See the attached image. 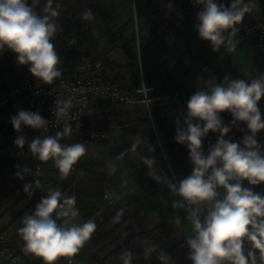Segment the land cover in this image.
<instances>
[{"label": "clouds", "instance_id": "1", "mask_svg": "<svg viewBox=\"0 0 264 264\" xmlns=\"http://www.w3.org/2000/svg\"><path fill=\"white\" fill-rule=\"evenodd\" d=\"M38 2L32 0L29 5L27 0H0V50L11 51L18 65L29 66V73L36 80L49 85L61 76L60 58L52 43L61 30L53 19L59 13L52 6L53 0H47L46 14H38L34 10ZM195 4L202 6L196 17L200 39L207 41L214 52L221 47L234 51L238 44L236 26L252 11L254 4L245 0H231L228 6L215 0H195ZM81 16L84 21L94 18L90 10ZM262 97L264 76L250 81L225 77L220 84L214 79L208 80L188 100L184 127H180L177 120L175 141L187 145L193 170L178 185L158 175L154 179H163L170 192L179 197L172 207L186 212V220L195 233L186 241L191 264H264V195L244 186L245 181L250 186L264 184V150L255 139L256 133L264 130V119L258 107ZM67 109L66 102H57L58 117L66 118ZM223 112L233 117V124H246L249 135H245L242 142L224 138L230 126L223 124L220 117ZM193 121H200L203 126ZM10 123L14 131L20 132L22 127L46 131L49 122L38 112L21 110L10 118ZM71 131V126L65 123L63 130L54 136H38L28 145L38 161L52 160L62 179L87 151L82 143L67 146L60 143ZM210 131L219 133V138L205 156L202 143ZM25 143L22 135L14 141L18 149ZM145 164L152 166L154 160L146 159ZM30 172L23 169L24 174ZM24 174L18 173V178L24 179ZM32 188L31 183L24 185V191L30 196ZM75 204V196L50 189L32 214L21 221L23 226L18 232L25 253L39 258L43 264H54L60 257H74L96 229L92 220L79 225L73 223L79 215ZM154 250L155 246L148 247L145 255ZM120 258L123 264H131L133 257L125 250ZM159 259L163 264H171L166 253Z\"/></svg>", "mask_w": 264, "mask_h": 264}, {"label": "crops", "instance_id": "2", "mask_svg": "<svg viewBox=\"0 0 264 264\" xmlns=\"http://www.w3.org/2000/svg\"><path fill=\"white\" fill-rule=\"evenodd\" d=\"M74 1L64 0L65 3L73 5V7L76 4H72ZM77 1H79L81 7L84 2L87 8L92 5L91 13L95 19L97 17L95 12H97L99 4L106 3L105 7L108 9V7H113L116 2H119V0ZM248 2L254 4V8L264 17V0H248ZM140 3L144 5L143 9L147 14L143 18L140 16ZM102 6L104 7V5ZM102 11L100 14L98 13L99 16H102ZM186 12V0H137L136 13L131 11V13H127L125 17L121 18L115 24L114 34L119 36L123 29H131L132 33L128 37V41L131 43L135 41L138 32L141 40L145 41L142 50L146 54L147 61L145 63L149 68L148 70L145 69L146 74L144 75L138 59V76L134 72L117 83L130 88H138L141 85L152 86L157 93H168L171 92L172 88L164 87L160 82V79H166L172 85L186 91L191 97L193 88L189 83L191 80L189 73L195 70V66L200 64L206 67V71L213 73L216 84L222 83L225 77L231 80L245 79L250 81L259 76L263 71L264 61L252 40L235 37L238 44L234 51L228 52L221 47L219 51L214 52L209 43L201 40L198 35L196 28L197 14L186 15ZM95 19H92V21ZM73 21H76V19ZM79 34L77 35L80 38L86 37L85 33ZM124 46L122 44L120 48L125 50ZM124 52L127 53V51ZM133 62L136 66V60H133ZM146 76L155 79V84L147 85ZM156 102L157 106L154 107L153 105ZM156 102L153 103L150 111L138 104L129 105H136L146 112L153 134L149 113L154 123L155 111L160 120L173 123V125H177V120H179V126L184 127V118L173 120L164 112L163 107L167 104V101L160 100ZM125 106L128 105H119L118 110L113 113L114 124L120 125L117 122V117ZM134 113L132 117H135ZM193 122L201 123V126H203L200 121ZM122 126L106 130L108 132L106 137H96L92 141L83 142L82 144H85L87 149L85 155L73 166L71 173L63 179L52 160L42 162L43 168L40 173L27 179H19L17 174H23L20 164L14 161L15 159L3 157L1 154L4 151L0 152L2 163H6L5 168L0 170V239L18 250L20 259L16 264H43L39 258L25 253L23 250L24 242L18 229L23 226L21 223L23 217L32 214L35 206L43 196L47 195L50 189H58L66 196L76 197L75 207L79 215L73 220L74 224L79 225L88 220H92L96 224V229L90 239L85 242L74 257H60L54 264H95L125 240L136 233L151 229L158 222L157 217L160 215L163 206L162 195L159 192L152 193L147 186L140 184L142 165L138 154L136 152L121 153V148L136 139L128 138L130 135L136 137L133 133L123 134L117 131ZM154 126L159 137L161 134L157 125ZM11 133L16 138L18 137L13 128L0 130V140L3 135L7 136ZM53 134L55 135V133ZM21 135L25 137L26 143L20 153L23 152L25 161H29L32 153L28 145L36 134L29 136L22 133L19 136ZM71 135L62 139L69 144H73L74 139L72 140ZM175 135L176 132L165 138L171 140L166 141L171 143V152L176 154L180 151H186L189 157L187 145L178 144L175 141ZM258 136L259 134H256L255 139ZM6 140L9 141L8 136ZM162 149L173 172L175 167L165 146L162 145ZM174 160L178 167L177 158H174ZM36 162L38 161H34L28 169L32 171ZM186 166H189L188 172L190 174L193 167L190 159H188ZM179 170L180 165L176 171ZM36 181H39L38 186ZM28 183L33 184V194L31 196L24 191V185ZM11 185L15 186L13 191L10 189ZM10 190L13 193H9ZM105 192L111 198L106 197ZM258 193L264 195L263 192ZM98 232L107 235L102 242H98L97 238L99 236L95 240L93 238L94 234ZM191 234H194L193 230L188 236ZM69 259L72 260L71 263H69Z\"/></svg>", "mask_w": 264, "mask_h": 264}, {"label": "rangeland", "instance_id": "3", "mask_svg": "<svg viewBox=\"0 0 264 264\" xmlns=\"http://www.w3.org/2000/svg\"><path fill=\"white\" fill-rule=\"evenodd\" d=\"M27 3L29 5L32 4V0H27ZM73 3H76L78 7L73 8V5L71 6L68 3H65L64 0H53V8H56L59 15L58 17L53 18L60 19L59 21H56V23L59 25V28L61 30H58L56 35L54 36L52 43L55 45V50L60 58L59 62V69L61 72L67 71V70H75L77 68V65L81 59L82 56L87 57L88 59H91L92 61L96 62L101 66L103 74H105L108 77H111L116 82H121L123 78H125L128 74H133L134 72L138 76L139 73V66H138V59L140 61L143 74H146V70H148L149 67H147V61L146 54L143 53V48L145 46V41L141 40L139 37V34L137 32L136 39L133 42L128 41V37H130L132 30L131 29H123L122 32L119 34V36H115L114 32L116 30L115 24L123 17L127 15V13H136L137 9V0H119V2H116L113 7H105L106 3L99 4V7L97 9V12H95L97 15L96 19L94 21H84L82 19L81 14L86 11L90 10L92 11V5L87 8L85 6V2L83 3V6H80L79 1L75 0ZM47 2H41L39 0L38 4L34 5V10L41 15L46 14L44 12V8L46 7ZM58 5V8H57ZM104 5V7L102 6ZM143 4L140 3V16L146 17L147 14L145 12V9H143ZM94 9V8H93ZM101 10H103L102 16H99ZM69 19H76L77 25L80 27V30L83 31L86 34V37L80 38L77 35V32L75 30H71L68 34V37L66 39V46L67 51L62 52L57 48V42L55 40L56 36L64 30L66 27H68V21ZM71 20V21H73ZM75 21V22H76ZM124 44V49H121L120 46ZM124 51H127L125 53ZM73 52L82 53L80 57H76ZM87 53V54H85ZM132 53V55H130ZM200 59V58H199ZM133 60H136L137 64L134 66ZM29 66H20L17 64L16 56L9 50L4 49L0 50V88L12 86L13 83L17 82H25L29 80L35 79L30 73H29ZM206 67L203 66V64L195 66V70H193L191 73H189V76L191 77V80L189 83L192 85L193 90L192 93L194 94L197 90H200L203 87V83L208 80H212L213 73L206 71ZM155 79H151L146 76V84L147 85H154ZM215 81V79H214ZM138 87V86H137ZM154 107L157 106V102L154 103ZM122 112L117 117V122L120 125H123L122 128H119L117 131H120L121 133H129L131 134L134 129H138L139 131H144V137L146 145L152 149L156 148L159 150V155L161 157V165L165 168L166 171L169 172V168L167 163L164 160V157L162 155V152L160 151L157 140L153 134V136H150L151 127L149 130H145L142 127V124L137 120L136 117H132L133 113L136 111H139L141 113L143 109L139 108L136 105H128L122 108ZM94 111L93 108L89 110V113H92ZM146 116V115H145ZM159 118L157 117V112L155 111V117H154V125H156L157 120ZM223 121V124L225 126H230V131L227 133L230 136H235L236 138H241L245 135H249V132L247 130L246 124L242 122H237L233 124V117L231 118H221ZM63 130L62 127L54 129L48 133H36L34 131L26 130L23 132V134H28L29 136L36 134L33 136L32 139L37 138L38 136L44 137L49 134L56 133L57 131ZM261 131L257 132L256 134H260ZM12 134V133H11ZM7 135L9 137V141L6 140L7 136L3 135L2 139L0 140V148H4V152L1 154L5 158L9 159H15L14 161L18 162L20 164L22 169L30 168L31 164L34 163V161H38L33 155L29 161H25L24 155H17V152L22 150L18 149L15 144V138L14 134ZM72 134V131H71ZM50 136V135H49ZM72 137V135H71ZM130 139L136 138L128 137ZM160 142L164 146V143L166 141H171L169 139L163 138L161 135L159 136ZM73 140V137H72ZM173 140V139H172ZM5 141H7L5 143ZM155 144L157 146H155ZM171 148V147H170ZM171 156L174 158H177V163L180 170L176 171L173 168V173L176 176V180L179 184L180 180L186 178L189 176L188 167L186 166L188 162V155L186 151H180L178 153L171 152ZM20 156V157H19ZM6 163H2V160L0 158V170L2 168H5L4 166ZM178 172V174H177ZM158 176H161V178H165L166 180L177 184L170 174V178H167L163 173H160ZM158 185V190L150 191L152 193H161L162 195V203L163 206H167V214H169L173 218V222L176 228L178 229H184L185 234L188 236L192 232V226L190 222L186 220V212L184 209H177L172 207V203L175 200H178L179 197L175 196L172 192H170L167 183L161 179V181H156ZM245 187H251L252 190L256 193L263 192L264 193V184L256 185V186H250L247 184V182H244ZM13 191V190H12ZM11 190L9 193H13ZM162 206V207H163ZM162 209V208H161ZM161 219V216L159 215L157 217V220L159 221ZM179 221V223H177Z\"/></svg>", "mask_w": 264, "mask_h": 264}, {"label": "built area", "instance_id": "4", "mask_svg": "<svg viewBox=\"0 0 264 264\" xmlns=\"http://www.w3.org/2000/svg\"><path fill=\"white\" fill-rule=\"evenodd\" d=\"M215 2L228 6L231 0H215ZM245 2H248V0H245ZM186 6V15H195L202 8V6L195 4V0H186ZM236 27L238 29L236 37L252 40L264 61V17L253 7L252 11L246 14L242 22ZM261 76H264V68L257 78ZM163 86L171 87V92L157 93L152 86L141 85L138 88H130L119 84L106 77L102 73L99 64L82 56L73 75L59 77L49 85L33 79L18 85L0 88V130L13 128L10 118L19 111L25 110L38 112L49 122L48 127L46 131L22 127V131H15L18 136L26 130L41 134L48 133L54 129L63 128L65 123H68L72 129L73 144L83 143L86 138L106 137L108 135L106 130L90 131L85 129L89 105L98 101L106 102L109 111V129L121 127V125H116L113 122V113L118 110L119 105L138 104L150 111L154 102L163 100L167 101L163 110L169 118L173 120L183 119L187 114V102L190 95L168 81L164 82ZM57 102L68 104V116L66 118L57 116ZM258 107L261 110L262 119H264V97L258 102ZM220 117L231 118L232 116L228 112H223L220 113ZM218 138L219 133L210 131L203 139L201 150L205 156L208 154L209 149L215 145ZM224 138L232 142H242L241 139L228 134ZM256 140L264 150V130H261ZM60 143L65 146L71 145L64 139H61ZM3 151L4 148L0 149V152ZM17 154L24 155L20 151ZM42 168L43 163L36 162L30 173H23L24 179L40 173ZM192 170L193 167L190 174ZM10 189L14 190L15 186L11 185ZM105 196L111 198L107 192H105ZM19 259L20 255L16 247L0 239V264H16ZM68 261L69 263L72 262L71 259Z\"/></svg>", "mask_w": 264, "mask_h": 264}, {"label": "trees", "instance_id": "5", "mask_svg": "<svg viewBox=\"0 0 264 264\" xmlns=\"http://www.w3.org/2000/svg\"><path fill=\"white\" fill-rule=\"evenodd\" d=\"M40 1L47 2V0ZM76 7H78L77 4H75L73 8H75V12H78L76 11ZM59 20L60 19H55V21ZM73 29L75 30V32H77V34H84V32H81L80 27L77 25V21L75 22L69 20L68 27L62 30L55 38L57 42V48L62 52L67 51L66 39L70 31ZM73 53L76 57H80L82 54L78 52ZM75 71L76 69L63 71L61 72L60 77L73 75ZM160 80L161 85H163L166 81L170 82L166 79ZM20 83L22 82L13 83L12 86L18 85ZM89 107L93 108L94 111L92 113H88L85 121V129L90 131L109 130L110 120L108 119L109 111L107 110L106 102L98 101L89 105ZM134 114L137 120L142 124L143 129L149 130L150 123L146 112L142 111L141 113H139V111H137ZM156 125L159 133L163 138H167L169 135L174 134V132H176L177 130V125H173V123L167 122L165 120L158 119ZM132 133L136 135V139L130 142V144H128L127 146L121 148V153L126 154L127 152H136L138 154V158L142 165L140 184L156 191L158 190V185L156 180L154 179V176L163 173L167 178H170V173L166 171L165 168L161 165V157L158 154L159 150L157 149V147L152 149L146 145L144 131L134 129ZM50 136H54V134H51ZM150 136H153L152 131H150ZM92 140L94 139L86 138V141ZM134 144L136 145L135 148H133ZM155 146L157 145L155 144ZM164 146L168 152V155L170 156L172 164L177 170V165L169 150L171 143L165 142ZM149 158H152L154 160V164L152 166H148L147 164H145V160ZM160 216L161 219L156 222L151 229L134 234L123 243L112 249L107 255L103 256L95 264H123V261L120 257L122 252H124L125 250L132 253L133 258L131 264H163V262L159 259L162 253H166L170 257L171 264H191V261L188 258L190 249L188 248L186 241L187 239L193 237L195 233L187 236L185 235L183 228H176L173 222V218L169 214H167L166 205L162 207ZM106 236V234L102 235L98 232L94 234L93 238L95 240V238L98 237V242H102L106 238ZM151 246H155V250L150 255L146 256L145 250Z\"/></svg>", "mask_w": 264, "mask_h": 264}, {"label": "water", "instance_id": "6", "mask_svg": "<svg viewBox=\"0 0 264 264\" xmlns=\"http://www.w3.org/2000/svg\"><path fill=\"white\" fill-rule=\"evenodd\" d=\"M149 117H150V120H151V124H152V127H153V131H154L155 137H156V139H157L158 146H159V148H160V150H161V152H162V154H163V156H164V158H165V160H166L165 154H164L163 149H162V145H161V143H160V140H159V137H158V134H157V131H156V128H155V126H154V123H153V120H152V117H151V114H150V113H149ZM166 162H167V165H168V168H169V173L172 175V177L174 178V180H176V177H175V175L173 174V172H172V170H171V168H170L169 163H168L167 160H166ZM175 182H176L177 185H178L177 180H176Z\"/></svg>", "mask_w": 264, "mask_h": 264}]
</instances>
